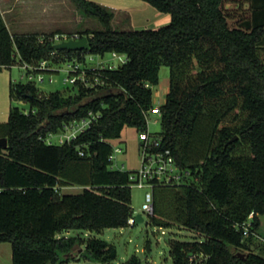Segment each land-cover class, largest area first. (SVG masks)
Returning <instances> with one entry per match:
<instances>
[{
    "label": "trees",
    "instance_id": "16d2710c",
    "mask_svg": "<svg viewBox=\"0 0 264 264\" xmlns=\"http://www.w3.org/2000/svg\"><path fill=\"white\" fill-rule=\"evenodd\" d=\"M72 1L103 25L79 32L89 48L56 47L59 31L12 33L0 10V69L43 60L59 67L73 57L86 61V53L127 55L120 66L100 69L101 82L78 80L68 92L41 94L32 78L11 81V98L30 104L28 111L12 105L0 122L8 139L0 145V241L11 243L13 264H114L116 245L92 235L131 225L134 215L130 170L113 167L111 140L125 125L148 128L163 64L170 88L160 105L162 144L195 178L157 184L151 221H179L198 234L168 240L173 264H264V242L254 236L264 214V0H249L251 15L239 25L229 22L228 0H146L171 18L135 29L114 27V11L102 3ZM90 111L100 116L76 137L48 140ZM66 185L83 189L63 192ZM252 210L244 235L240 223ZM126 263L141 261L132 255Z\"/></svg>",
    "mask_w": 264,
    "mask_h": 264
},
{
    "label": "rangeland",
    "instance_id": "374dc122",
    "mask_svg": "<svg viewBox=\"0 0 264 264\" xmlns=\"http://www.w3.org/2000/svg\"><path fill=\"white\" fill-rule=\"evenodd\" d=\"M99 3L110 5L116 14V18L112 20L113 26L119 29H135V28H156L166 24L171 16L167 12L159 10L146 0H95ZM12 7H17L14 2ZM39 6V5H38ZM226 11L229 14V22L231 25H239L246 18L250 17L251 10L249 0H228L225 3ZM34 8V6H33ZM14 9V10H15ZM33 10V9H32ZM44 13V11H43ZM49 22H56L54 26H65L63 29H54L53 31L75 33L84 29L102 28L103 25L98 18L84 14L76 7L72 0H56L54 5L45 13ZM41 13L35 10L32 16L40 17ZM10 20V19H9ZM14 21V20H13ZM13 26V25H12ZM55 27V28H56ZM14 30V26L12 28ZM92 57V58H91ZM126 59L125 54L114 55L107 52L105 55L90 54L87 57L89 66L104 64L106 66H120ZM57 72H43L34 74V80L40 89L41 94H48L51 91L60 89L68 92L67 87L73 84L66 80L67 64L63 63L59 66ZM43 77L44 79H41ZM50 77L52 79L50 80ZM29 75L26 69L16 63L11 67L5 66L0 69V122L8 120L11 106H19L21 109L28 111L30 104L23 100L12 99L10 96L11 81H28ZM170 88V67L163 64L160 68L159 82L153 85V100L155 104H162L165 101L166 94ZM162 128L161 119L158 114L150 113L148 119V129L151 132H159ZM59 135L53 136V141L59 142ZM114 147H121L122 150L115 152L113 162L114 168H122L128 170H136L142 164V151L140 147L139 130L131 125H125L120 137L111 140ZM83 187L81 185L63 186V192H80ZM150 190L149 186L132 185V206L136 215L143 213L144 220L137 221L133 225L106 227L102 232H94L92 235L103 237L116 245L117 257L114 264H127V260L132 255L140 258L141 264H173V257L170 252L168 240L170 238H178L181 240H194L198 234L186 227L184 223L179 221L170 224H155L151 221L149 213L143 209L145 201V193ZM177 205L173 206V215L177 213ZM161 229H165L166 233H162ZM71 230L65 234H72ZM75 255H78L76 251ZM79 264H86L81 259ZM0 264H13L12 245L8 241L0 243Z\"/></svg>",
    "mask_w": 264,
    "mask_h": 264
},
{
    "label": "built area",
    "instance_id": "2783aa9c",
    "mask_svg": "<svg viewBox=\"0 0 264 264\" xmlns=\"http://www.w3.org/2000/svg\"><path fill=\"white\" fill-rule=\"evenodd\" d=\"M81 34L78 32L75 33H65V32H57L52 37L56 43L62 40H68L70 38L79 39L81 38ZM114 55H121L116 51H112ZM92 53H86V61H80L77 57H73L67 60V77L66 80L71 83H75L80 80L84 82L86 85H94L96 83L101 82L100 79V69L103 68H114L115 66H106L104 64L92 65L89 66L87 62V57ZM126 55V54H125ZM92 58V57H91ZM126 59L123 61L125 62ZM22 66L26 69V74L29 75L30 78H33V72L30 70H34L36 68H47L58 66H48L47 61L43 60L40 65H34L30 63H23ZM59 68V67H58ZM29 72V73H28ZM91 73V74H90ZM41 79H44L41 77ZM52 77H50V80ZM146 86L149 83H145ZM161 104H155L149 113H156L160 116L161 114ZM100 116L99 112L90 111L87 117H83L79 120L72 121L65 125V131L60 134H51L48 138L50 142L53 141V136L59 135V142H65L67 140H71L76 137L80 132L84 131L86 128L90 127V125L96 121V119ZM149 119V116H148ZM140 138V147L142 151V164L139 169L130 170V179L131 186L138 185L149 186L150 190L145 193V201L143 202V209L146 210L149 214H153L154 212V187L157 184H183L190 183L194 177L191 168L183 167L178 164L175 156L173 155L170 147H165L163 142V135L159 132H151L148 128L145 130L139 131ZM121 147H114L112 158H115V152L121 151ZM81 153H84L81 151ZM255 216V211L252 210L247 219L240 223V227L243 228L244 235H249L251 232V228L253 226V218ZM137 222L136 215H132L129 218V223L133 225ZM162 233H166L165 229H161ZM195 257V255L191 256V260Z\"/></svg>",
    "mask_w": 264,
    "mask_h": 264
},
{
    "label": "crops",
    "instance_id": "0c3cea01",
    "mask_svg": "<svg viewBox=\"0 0 264 264\" xmlns=\"http://www.w3.org/2000/svg\"><path fill=\"white\" fill-rule=\"evenodd\" d=\"M55 1L56 0H0V10L12 33L35 31L53 32L54 29H63L65 27L62 25L56 27L54 26L56 22H49L47 18H44L46 16L45 13L51 5L55 4ZM14 2L17 5L16 9L11 6ZM106 6L113 10L110 5ZM35 10H38V12L41 13L40 17L32 16ZM113 18H116L115 13ZM12 25L14 26V30L12 29ZM254 236L256 240L264 242V214L260 215V223L257 231L254 233ZM2 242L3 241H0V243Z\"/></svg>",
    "mask_w": 264,
    "mask_h": 264
},
{
    "label": "water",
    "instance_id": "95a60500",
    "mask_svg": "<svg viewBox=\"0 0 264 264\" xmlns=\"http://www.w3.org/2000/svg\"><path fill=\"white\" fill-rule=\"evenodd\" d=\"M56 47L58 48H68L72 50H77V49H84V48H89V39L86 35L82 36L79 39L75 38H70L68 40H62L60 42H57ZM236 138V135L234 136ZM8 144V139L6 136H0V145L2 146H7ZM137 221H142L144 220V216L142 212H139L136 214ZM79 252V251H78ZM241 256H246L247 253L240 252Z\"/></svg>",
    "mask_w": 264,
    "mask_h": 264
}]
</instances>
